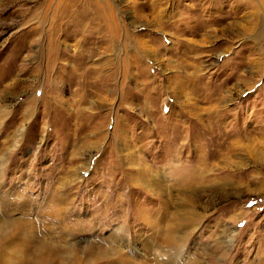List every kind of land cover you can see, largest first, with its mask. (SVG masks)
<instances>
[{"label":"rangeland","instance_id":"obj_1","mask_svg":"<svg viewBox=\"0 0 264 264\" xmlns=\"http://www.w3.org/2000/svg\"><path fill=\"white\" fill-rule=\"evenodd\" d=\"M0 108L1 192L29 198L43 230L56 194L102 221L76 243H133L152 173L182 202V176L211 164L234 185L197 186L207 222L192 244L225 226L233 246L215 264H264V0H0Z\"/></svg>","mask_w":264,"mask_h":264},{"label":"bare ground","instance_id":"obj_2","mask_svg":"<svg viewBox=\"0 0 264 264\" xmlns=\"http://www.w3.org/2000/svg\"><path fill=\"white\" fill-rule=\"evenodd\" d=\"M5 113L0 108V124L7 115ZM230 163L226 162L224 165L228 166ZM210 165L192 164L191 172L189 171L190 174L182 176L187 192L184 195L186 198L182 202L181 199L183 198L177 200L174 196L172 197L171 188L167 187L168 184L166 186L167 182L162 177L165 172L160 174L159 181L152 173L151 178L154 179V182L156 181L153 185L156 193H151L148 185L141 190H143L144 195L146 194L145 192L154 195L157 203L154 209L149 210L150 214L145 217V220L143 219L144 217H139V220H144L143 225L147 226V231H137L133 237L135 241L133 243L132 240L127 239L117 229L118 233H112L108 237L102 236L97 238V241L91 238L86 241H80L82 244L76 243L71 238L73 236L76 237L74 234L86 235V233L97 232L100 230L102 221L97 217V214H94L91 218L93 220H89V222L74 219L76 212L69 210L66 212L61 207V203L65 202V198L56 194L52 195L50 201L57 206V209L47 212L44 223H47L48 227L43 230L35 214V218L33 217L31 207H33L34 203L32 202L33 205H31L27 201L29 198L26 200L23 193L17 189L12 188L14 191L8 192L5 190L2 193L1 190L4 186L0 177V202L6 205L1 209L5 217L2 218L3 215L0 213V264H215L221 260L225 261L231 246H233L235 235L232 229H227L224 226L219 239L211 235L212 243L210 246L192 244L193 241H191L194 239L197 225L207 222V217L204 215L207 206L202 204L201 197L196 194L198 192L197 186H202L218 179L219 186L215 191L222 192L234 185L231 184L233 180L224 176L223 172H217L216 177H211L210 171L212 170L209 169ZM167 166L175 174L183 173L182 170H185L184 168L186 167L183 165L176 167V165L168 163ZM217 166L220 169L221 164ZM151 172L153 171L151 170ZM147 183L146 181L145 185ZM165 193L169 195L164 196ZM65 212L66 215L61 218L60 216L64 215ZM96 213L99 214L98 211ZM153 213H156V215L153 216ZM139 215L141 216V211H136L132 219ZM239 221L241 220H238V223ZM123 227L119 225L118 229L125 231ZM228 231L232 233L230 239H227ZM146 234H148L147 237ZM149 236L151 239H148Z\"/></svg>","mask_w":264,"mask_h":264},{"label":"snow or ice","instance_id":"obj_3","mask_svg":"<svg viewBox=\"0 0 264 264\" xmlns=\"http://www.w3.org/2000/svg\"><path fill=\"white\" fill-rule=\"evenodd\" d=\"M167 110V109H166ZM85 175H87V173H85ZM253 207L255 206V205H252ZM241 226H243V225H241Z\"/></svg>","mask_w":264,"mask_h":264}]
</instances>
